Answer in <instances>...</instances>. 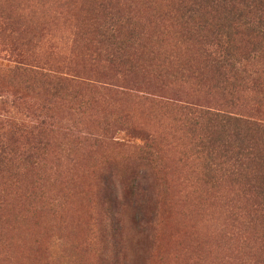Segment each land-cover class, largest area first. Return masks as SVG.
<instances>
[{
  "label": "trees",
  "instance_id": "obj_1",
  "mask_svg": "<svg viewBox=\"0 0 264 264\" xmlns=\"http://www.w3.org/2000/svg\"><path fill=\"white\" fill-rule=\"evenodd\" d=\"M0 60V264H264V0H0Z\"/></svg>",
  "mask_w": 264,
  "mask_h": 264
},
{
  "label": "rangeland",
  "instance_id": "obj_2",
  "mask_svg": "<svg viewBox=\"0 0 264 264\" xmlns=\"http://www.w3.org/2000/svg\"><path fill=\"white\" fill-rule=\"evenodd\" d=\"M5 66H7V64L0 60V91L3 90L4 84H5L3 82V79H2V73L4 71L3 67H5ZM21 106L22 105L20 103V105H19L20 109H21ZM15 111L16 110L13 107H10V106L4 104V99L0 98V117L8 116V115H10V113L11 114L15 113ZM122 138L124 140L127 139L124 137L123 134L120 137V139L122 140ZM190 189H191L190 186H186V192ZM205 218H206V216H205ZM198 222H199V225L196 228L198 232H196L194 230V228H191V234H189L187 238L184 237L185 238L184 239L185 244L188 245V248L186 249L187 251L185 254L181 251L180 247H177L176 240L173 241V243H172L173 248L167 254L168 258H169L168 264H193L189 261V258L192 261L198 259L200 261V262H198L199 264H212V261L210 262L209 258L207 257V255H210L209 257L213 258V252L211 250H205L202 254L200 253V251L202 249L198 250L199 255H197L196 252H191V251H195V249H196V247L194 246V244L197 243L196 241L205 242V249L210 248V244H211V242L205 241L203 238H204L205 231H210L211 229H213V226L209 225V227H207L205 225L206 222L202 219H199ZM200 224H204L205 230L201 229ZM195 233L198 234V236H197L198 238L196 241H194L196 239ZM193 234L195 236H192ZM80 239L81 240L83 239L82 242L85 243L86 242V234L83 235V233L81 232ZM141 241H145V240H141ZM67 242H68V245H57L55 243L54 245L51 246L50 251L48 253V264H82V261L84 259L85 254L80 250L76 251L74 248H72V247H74L75 242H74V239L70 235L67 236ZM216 254L217 255H215V253H214V261H215V257L218 256V253H216ZM203 256H204L205 261H202ZM147 257H148V259H145V262L147 264H158V257L157 256L148 255ZM172 258H174V259H172Z\"/></svg>",
  "mask_w": 264,
  "mask_h": 264
}]
</instances>
